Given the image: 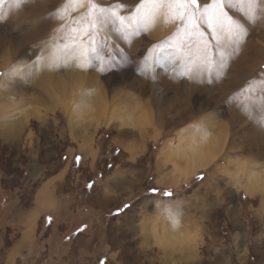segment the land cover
Here are the masks:
<instances>
[{
    "label": "rangeland",
    "instance_id": "rangeland-1",
    "mask_svg": "<svg viewBox=\"0 0 264 264\" xmlns=\"http://www.w3.org/2000/svg\"><path fill=\"white\" fill-rule=\"evenodd\" d=\"M52 2L26 0L22 17L0 6V264H264V13L214 74L188 69L197 48L160 6L122 10L134 16L123 39L103 24L92 47L114 62H93L72 26L86 9ZM73 43L82 55L60 68ZM154 44L174 55L157 63ZM244 67L247 82L228 87Z\"/></svg>",
    "mask_w": 264,
    "mask_h": 264
},
{
    "label": "snow or ice",
    "instance_id": "snow-or-ice-1",
    "mask_svg": "<svg viewBox=\"0 0 264 264\" xmlns=\"http://www.w3.org/2000/svg\"><path fill=\"white\" fill-rule=\"evenodd\" d=\"M25 3L26 0H0V6L8 4L15 10H19ZM148 4H151L154 9L157 6L163 8L164 18L177 22V34L183 32L187 41L197 48L199 57L197 71L210 70L214 74L224 70L225 56L233 55L244 42V38L249 35L247 25L255 24L260 14L264 13V0H209L207 3L202 0H140V3L134 6L125 4L123 0H114L107 6H103V0H63L62 9L67 11L73 6H83L86 9L87 22H83L84 18L81 21L73 20L72 26L76 28L77 35L81 33L87 35L88 51L93 62L104 60L114 62L112 53L106 52V43L97 48L92 47L93 34H98L100 27L108 23L119 31L120 38L123 39L124 23L127 21L131 24L134 16H124L121 14L122 10L131 12L134 7L138 14ZM60 12L61 9H57L56 18L63 24L68 17ZM2 15L3 12L0 11V16ZM143 32L142 25L137 24L133 34H143ZM153 47L160 49L156 54L157 63L164 62L174 55L173 52L162 49L160 45L154 44ZM226 47L231 51H226ZM102 52L105 55H101ZM80 55H82V45L76 43L66 45L64 59L59 67L63 68L69 61H73ZM37 63L39 58L31 66L32 70ZM250 91L251 89L249 94ZM254 99L255 102L264 106V96ZM196 179H203V177L197 176ZM151 191L155 193L158 190L153 188ZM163 195L171 197L172 193L165 191ZM127 207L125 205V208ZM48 219L51 222V218Z\"/></svg>",
    "mask_w": 264,
    "mask_h": 264
},
{
    "label": "bare ground",
    "instance_id": "bare-ground-1",
    "mask_svg": "<svg viewBox=\"0 0 264 264\" xmlns=\"http://www.w3.org/2000/svg\"><path fill=\"white\" fill-rule=\"evenodd\" d=\"M46 1V0H45ZM53 2H55L56 0H52ZM52 2V3H53ZM45 3V2H44ZM45 5V4H44ZM47 5V4H46ZM49 5V4H48ZM43 8V7H42ZM45 12V11H44ZM26 13V12H25ZM48 13V12H47ZM17 15H18V17H22L23 15H22V13H21V11H19V10H17ZM25 15V14H24ZM43 15H45V14H43ZM16 16V15H15ZM42 17V14L41 13H34L32 16L30 15V17L32 18V20L31 21H33V23L35 22L37 25H38V27H40L41 28V30H42V28H45L46 29V27H47V22L45 21V22H43V21H39V17ZM48 17H49V15H48ZM51 19V18H50ZM49 19V20H50ZM49 22H51V21H49ZM51 25V24H50ZM247 27H250V26H248L247 25ZM247 44V46H248V50H251L252 51V49L251 48H253L254 47V45L252 44V42H247L246 43ZM250 47V48H249ZM231 49L230 48H227L226 47V51H230ZM191 61V60H190ZM196 61V60H195ZM188 62V61H187ZM185 65V64H184ZM197 66H196V64L194 63H189V66H188V69H194V68H196ZM248 69V67H244V68H241V70H231V72H230V79H229V83L227 84L228 85V87H230V88H233V87H236V86H238V85H243V84H245V82H247V81H244L245 80V78H248V74L245 72L246 70ZM224 71V70H223ZM228 71V70H227ZM199 97H200V95H199ZM206 135H204V139H206ZM177 149H179V147L177 148ZM193 149V148H192ZM164 150V149H163ZM202 153H199V154H195V155H191L190 157H188V156H186V157H188L189 159L187 160V163H186V167H185V169H184V171H183V173L184 174H191V173H195L196 171H198L199 169H201V168H205L208 164H209V162L211 161V159H212V151H210V150H208V151H201ZM263 152V151H262ZM179 153H181V152H179ZM164 154V153H163ZM172 154H173V152H172ZM167 155V154H166ZM169 156V155H168ZM170 156H171V154H170ZM183 157V156H182ZM164 158H166V157H164ZM165 160V159H164ZM160 167V166H159ZM249 172H251L250 171V169H247L246 170V174L248 175L249 174ZM251 176V179H249V181H248V183H245L244 185H243V187L245 188V190H246V192H247V194H249V195H254V194H256L260 189H261V182H260V180L262 181V179H259L258 177H256L254 174H250ZM186 177V176H185ZM249 177V178H250ZM253 178V179H252ZM254 178H258V179H254ZM51 203V202H50ZM47 204V203H46ZM45 205V204H44ZM48 208V207H47ZM38 214V213H37ZM37 220V219H36ZM35 222V221H34ZM30 228H32V226L30 225L29 226ZM33 227H35V226H33ZM29 228V229H30ZM28 232V231H27ZM31 232V231H30ZM32 233V232H31ZM28 234H30V233H28ZM33 234V233H32Z\"/></svg>",
    "mask_w": 264,
    "mask_h": 264
}]
</instances>
